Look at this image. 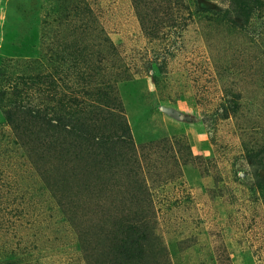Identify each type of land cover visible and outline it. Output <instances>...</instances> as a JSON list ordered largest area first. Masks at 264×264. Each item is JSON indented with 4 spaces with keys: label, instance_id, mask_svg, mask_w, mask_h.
<instances>
[{
    "label": "rangeland",
    "instance_id": "obj_1",
    "mask_svg": "<svg viewBox=\"0 0 264 264\" xmlns=\"http://www.w3.org/2000/svg\"><path fill=\"white\" fill-rule=\"evenodd\" d=\"M63 1L0 0L7 75L89 83L51 130L0 106V264H264V0Z\"/></svg>",
    "mask_w": 264,
    "mask_h": 264
},
{
    "label": "trees",
    "instance_id": "obj_2",
    "mask_svg": "<svg viewBox=\"0 0 264 264\" xmlns=\"http://www.w3.org/2000/svg\"><path fill=\"white\" fill-rule=\"evenodd\" d=\"M133 1L144 26L146 13L138 7L137 0ZM254 1L258 3L259 0ZM169 2L172 4L173 1ZM76 10L77 7L64 0L60 9V14H64L61 21L67 20ZM86 13L87 16L92 15L88 9ZM46 50L49 52L48 64L45 66L37 60H28L22 71L13 75H7L3 70L5 66H0V106L15 132L20 129L21 123H24L23 130L31 125L46 131L51 130L60 124L65 116L73 117L78 109L87 104V78L70 77L64 73L76 66L68 54L62 58L61 52L48 48ZM130 234H138L143 238L146 231L137 226H130ZM133 242L138 245L135 239Z\"/></svg>",
    "mask_w": 264,
    "mask_h": 264
}]
</instances>
